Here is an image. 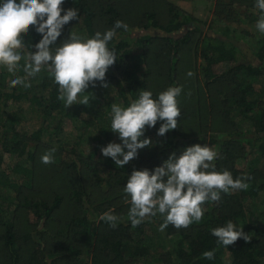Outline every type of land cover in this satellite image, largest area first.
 Listing matches in <instances>:
<instances>
[{
  "label": "trees",
  "instance_id": "16d2710c",
  "mask_svg": "<svg viewBox=\"0 0 264 264\" xmlns=\"http://www.w3.org/2000/svg\"><path fill=\"white\" fill-rule=\"evenodd\" d=\"M104 1L65 0L62 8H77L80 18L64 26L57 44L69 37L72 24H79L86 38H91L97 32L94 23L96 17L101 18L108 29L113 28L117 20L122 21L116 8ZM169 12L171 17L164 24L157 22L154 13H146L145 24L128 27L126 31L117 30V36L110 42L109 47L116 50L118 59L106 73L104 83L109 85L108 88L112 89L117 102L124 107L137 99L141 90L151 91L148 77L152 69L147 67L145 50L149 46L154 47V42L158 41L154 49L159 60H163L168 73L164 89L153 90V97L156 98L168 87L175 86L173 72L178 52L192 43L193 37H202L199 55L203 64L200 69L210 95L215 93L223 97L222 107L219 109L220 121L226 124L228 129L234 128L238 120L245 121L247 126H250L249 131L229 129L219 138H209V146L219 153L213 162L215 170H228L234 179L242 175L252 177L248 181L249 188L246 191H232L231 194L221 193L219 203L207 202L203 206L205 211L202 220L199 223L194 222L187 229H176L169 225L163 232L159 231L163 223V217L159 214L146 217L139 226L132 227L128 218L130 197L124 192L128 176L133 170H154L173 152L179 156L183 144L205 145V134L209 131L200 130V116L195 117L193 122L189 120L190 127L187 132L180 134L175 129L163 137L157 135L161 124L157 122L156 126L151 128V134L145 133L143 137L150 138L153 146L138 150L137 158L123 168L116 166L114 161L107 157L105 164L115 176V186L118 189V206L113 205L111 200L106 201L107 197L97 202V207L94 206L95 202L88 201L91 190L85 180L89 172L84 168L86 162L74 149L67 152L56 150L63 155L57 175L58 179L65 182V192H56L50 200L43 197H25L18 200L16 198L13 204L14 201L6 199L4 187L8 185V181L0 172V241L4 252L2 264H134L156 254L157 250L152 249L154 236L169 244L166 252L159 253L165 264H226V257H230V264H264V238L256 225L259 216H263L264 220V211L257 214L256 206V200L264 195V96L257 93L255 95L251 84L252 79L264 77V37H260L252 45L253 50L247 54L234 43L239 37L232 35L227 27H219V31H215L213 35L202 36L203 28L199 21L183 18L172 7ZM186 26L187 30L180 35ZM140 28L158 30L161 35H142L134 40L128 39L131 33ZM24 39L29 45H35L42 36L30 27ZM137 44L142 46L139 58L146 66L144 71H140L136 65L130 66L131 59L134 58L133 49ZM32 50L34 52L35 48ZM221 66L225 67L222 71L215 70ZM19 74L23 77L25 75L23 71ZM9 76L5 68L0 67V99L12 100L16 105L36 106L38 112L41 111L43 115L46 127L26 137L25 132L17 129L19 120L15 117L4 119L6 113L0 105L2 124H10L11 130L10 136L6 131L0 134V164L5 154L26 155L28 161L34 163L35 154L28 146L29 141L34 139V142H37L39 134L50 132L52 128L49 124L55 120L51 134L64 136L63 124H72L81 110L90 111L87 126H94L96 121L100 128L105 129L111 122V117H105L102 110L105 107L92 89L85 93L94 96L89 105L80 104L70 112L64 102L58 99L59 86L46 70H42L34 78H28L31 84L29 88L10 87L7 80ZM96 84L101 86L99 81ZM190 106L193 112L200 114V103L195 105L191 102ZM255 158L261 162L260 166L253 165ZM239 165L243 167H237ZM28 184L31 187L30 181ZM15 185L13 183L12 187ZM30 187L27 189L32 190ZM20 192L16 191V195ZM67 193L69 197H66ZM20 207L25 208V215H28L25 216L24 228L20 227L16 218ZM110 210L118 217L124 212L127 216L124 219L119 218L114 228L99 219L103 213ZM29 215L34 220H31ZM229 220L237 227H243L251 241L239 239L228 247L218 245L211 231ZM211 250H215L214 259L202 257L203 252ZM87 259L89 261H86Z\"/></svg>",
  "mask_w": 264,
  "mask_h": 264
},
{
  "label": "clouds",
  "instance_id": "9594fccd",
  "mask_svg": "<svg viewBox=\"0 0 264 264\" xmlns=\"http://www.w3.org/2000/svg\"><path fill=\"white\" fill-rule=\"evenodd\" d=\"M65 0H0V67L9 73L20 69L21 60L24 77L17 76L11 81L13 87H31L28 78H34L46 70L59 86L58 99L66 108L77 104L89 105L94 96L86 90L96 82L104 83L106 73L118 59L117 52L110 48V42L117 36L118 29L128 25L117 20L113 28L104 33L96 32L91 38H84L71 31L66 40L57 44L65 25L79 20V10H65ZM255 7L261 15L256 28L264 33V0H256ZM63 13V15H62ZM34 28L42 36L35 45L28 44L24 37ZM33 47L35 51L33 52ZM187 76L193 77L189 71ZM182 87L171 86L158 94L141 90L139 97L129 106L111 104V132L118 135L121 143L110 142L101 148L104 157H110L116 166L124 167L138 156V150L150 148L153 141L145 137L147 128H154L161 122L157 131L160 137L178 128L181 111L178 97ZM55 149L45 151L41 162H54ZM219 156L214 147L196 144L182 150L177 156L173 152L167 160L154 170H133L128 176L124 192L130 197L131 207L128 218L132 227L139 226L146 217H163L159 231L169 225L176 229H187L194 222L199 223L204 216V205L211 201L219 203L221 193L246 191L252 177L242 175L233 178L228 170L216 171L213 163ZM99 219L116 227L119 217L110 210ZM217 244L228 247L239 239L250 242L249 234L243 227H237L231 220L211 231ZM215 250L205 251L202 257L214 259Z\"/></svg>",
  "mask_w": 264,
  "mask_h": 264
},
{
  "label": "rangeland",
  "instance_id": "374dc122",
  "mask_svg": "<svg viewBox=\"0 0 264 264\" xmlns=\"http://www.w3.org/2000/svg\"><path fill=\"white\" fill-rule=\"evenodd\" d=\"M104 2L110 3L116 8L120 13L123 23L127 24L128 27H136L145 24L146 13H154L157 22L164 24L171 17L169 8L172 7L173 10L178 12L183 18L199 21L201 23V28H203L202 36H204V34L213 35L215 31H219V27H227L232 32V35L240 38H236L234 43L247 54L253 50L252 45H254L260 37H264V33H260L256 28V22L261 15L260 10L255 7L256 0H105ZM94 23L97 32L104 33L106 30H109L99 17H96ZM186 30L187 26L180 32V35ZM71 31L86 38V34L80 28L79 24H72L70 28V32ZM142 35L160 36L161 32L153 29L142 30L140 28L136 32L131 33L128 39L134 40L136 37ZM157 42H154V47L157 46ZM201 45L202 37L195 36L192 38V43L183 47L177 54L173 76H175V86L182 87L183 91L177 98L181 115L176 130L180 134L187 132L190 127V123L188 122H193L195 117L197 118L200 116V130H202V132L209 131L205 134L207 137H205L203 144L209 145V138H219L226 134L229 129L233 131H236V129L240 131H249L250 126H247V122L238 120L234 128L230 127L228 129L227 125L220 121L219 109L222 107L221 99L223 97L215 95V93L210 95L211 92L204 85V78L200 69V65L203 64L199 55ZM154 47L149 46L145 50L147 67H151L152 69V73L148 77V83L151 86L152 90H150L152 93H154L153 90L157 91L164 89L167 82L166 74L168 73L166 66L163 64V60H159L157 51ZM141 49L142 46L139 44L135 45L132 53L134 58L131 59L130 66L136 65L140 71H144L146 66L141 63L139 58L142 53ZM24 64L25 61L21 60L20 69L14 74L9 73L5 68V71L10 75L7 78L10 87L12 86L11 81L13 79L17 76L23 77L19 72L23 71ZM224 68V66L220 68L216 67L215 70L222 71ZM189 71L194 73L193 77L187 76ZM251 82L255 95L260 94L264 96V77L254 78ZM19 86L20 85H17L15 88ZM89 89H92V92H94V94L96 93L100 98L105 107V109H102L103 113H105L106 118H110L111 104L116 103L121 105L114 97L112 89L110 90L109 88H104L97 84L96 87L90 85L86 92ZM80 99H82V96L78 97L77 104L67 108L68 111L73 112L75 107L80 105L78 104ZM191 102L195 103V105L200 103V114L191 110ZM0 105H2L1 107H3L6 113L4 119L7 120L6 117H15V119L19 120L20 123L17 125V129L25 132L26 137H30L40 128L46 127L42 117L43 115L41 111L38 112L36 106L29 104H20V106L14 104L12 100L4 101V99H0ZM88 110L89 109L80 111L79 109L80 115L75 120L73 119L72 124L67 123L66 126L63 124L64 136L62 137L51 134L56 124L55 120L52 124H49L52 128L50 132H42L39 134L37 142H34L35 140L31 138L33 140L29 141L28 146L35 154L34 163L28 161L26 155H3L2 163L0 164V172L3 173V176L6 177V181H8V185L4 187V193L8 201H14L13 204H15L16 198L18 200V198L23 199L25 197H43L46 200H50L56 192H65V182H63L64 180L62 181V179H58L57 175L63 155L56 150L67 152L74 149L78 155L82 156V159L86 162L84 168L89 171L86 174L87 176L85 175V180L88 184L87 187L91 190L88 201L95 202L96 204L94 206L97 207V202L103 197H107L106 201L111 200L113 205H120L117 200L118 195H116L118 189L115 186V176L111 172L110 167L105 164L107 157H104L101 153L102 147H106L110 142L120 143V139L117 134L111 132V122L105 129L100 128L96 121L94 122V126H87L86 121L90 114ZM109 121H111V118ZM9 127L10 124L3 125L2 118H0V134L6 131L10 136L11 130ZM84 127L86 128L84 129ZM151 131V128L146 127L145 133L149 132L151 134ZM194 145L195 144L190 143L185 146L183 144L180 151ZM50 149H55L54 162L51 164H44L41 162V156L45 151ZM253 165L260 166L261 162L255 158ZM237 167L242 168L243 165ZM28 181L31 182V187ZM13 183L16 184L14 187H12ZM28 187L32 188V190L27 189ZM18 190L21 192L16 195V191ZM66 197H69V193H67ZM256 206L258 208L257 214L264 211V195L256 200ZM18 209L19 215L16 216V218L21 227L24 224L25 216L28 217V215H25V208L20 207ZM125 214L126 212L122 213L119 218L124 219L127 217ZM29 217L31 220H34L31 215H29ZM256 225L259 227L264 238L263 216L258 217ZM22 228H24V226ZM153 243L152 249L157 250L156 254H153L145 260H139L134 264H165L159 253L162 251L166 252L169 244L155 236ZM3 258L4 252L2 251V244L0 241V264L4 262ZM230 260V257H226L225 263L230 264ZM86 261H89V259Z\"/></svg>",
  "mask_w": 264,
  "mask_h": 264
}]
</instances>
